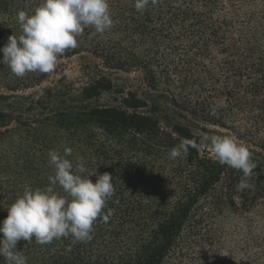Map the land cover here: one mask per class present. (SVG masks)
I'll return each instance as SVG.
<instances>
[{"label":"trees","instance_id":"trees-1","mask_svg":"<svg viewBox=\"0 0 264 264\" xmlns=\"http://www.w3.org/2000/svg\"><path fill=\"white\" fill-rule=\"evenodd\" d=\"M41 3L0 0V47L21 34L18 12ZM109 4L113 27L85 28L57 61L80 60L83 86L0 64V222L25 187L48 186L49 150L71 148L74 168L82 158L83 175L107 172L115 188L91 241L15 250L27 264H264V0ZM109 71L131 77L113 89ZM218 135L252 152L253 190L237 191L242 171L214 160ZM182 139L197 147L169 159Z\"/></svg>","mask_w":264,"mask_h":264},{"label":"clouds","instance_id":"clouds-1","mask_svg":"<svg viewBox=\"0 0 264 264\" xmlns=\"http://www.w3.org/2000/svg\"><path fill=\"white\" fill-rule=\"evenodd\" d=\"M150 3L154 5L156 0H135L134 7L142 12ZM17 22L21 34L10 35L0 47V64L7 65L18 78L27 73L54 72L58 58L78 47L77 38L85 28L103 34L114 25L109 0H43L31 15L19 11ZM209 146L216 162L242 171L237 191L254 189L249 181L257 164L246 144L229 135H218L211 138ZM195 147L194 140L182 139L170 149L169 159H186L189 149ZM70 155L68 147L63 154L49 150L48 163L54 175L49 177L48 186L25 187L22 196L7 208V217L0 222V257L5 264H27L22 252L15 250L20 240L31 242L34 238L36 243L46 245L71 236L73 243L88 242L93 239L97 218L108 219L103 210L115 192L113 177L105 172L93 183L89 177L96 171L83 175L88 171L85 161L80 158L74 168L67 158ZM56 186L64 195L55 190Z\"/></svg>","mask_w":264,"mask_h":264},{"label":"rangeland","instance_id":"rangeland-1","mask_svg":"<svg viewBox=\"0 0 264 264\" xmlns=\"http://www.w3.org/2000/svg\"><path fill=\"white\" fill-rule=\"evenodd\" d=\"M77 58H71L67 60H62L57 62L56 69L59 71H62L64 75L67 77L66 83H63L64 85H71L73 84L74 87H80L83 86V84L87 81L83 77L79 75V65L81 64ZM109 75L110 80L112 81L113 84V89L114 85H120L124 83L126 80L131 76H127L122 73H114V72H106ZM59 79V76L52 75L47 82H45L43 85H41V89H45L47 87H56V81ZM58 86V84H57ZM36 91V90H35ZM112 94V93H111ZM114 98V95H105L104 99L108 103H112V99Z\"/></svg>","mask_w":264,"mask_h":264}]
</instances>
